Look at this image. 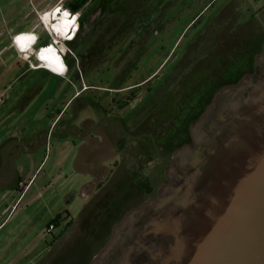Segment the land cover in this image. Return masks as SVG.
Wrapping results in <instances>:
<instances>
[{
  "label": "rangeland",
  "instance_id": "374dc122",
  "mask_svg": "<svg viewBox=\"0 0 264 264\" xmlns=\"http://www.w3.org/2000/svg\"><path fill=\"white\" fill-rule=\"evenodd\" d=\"M55 1L0 0V264H90L122 218L168 182L190 141L169 109L182 92L160 103L167 90L177 81L184 91L188 69L238 80L264 51V0H143L149 37L131 32L101 47L111 23L92 45L68 43L81 58L65 57L68 74L30 68L8 31L31 29L36 9Z\"/></svg>",
  "mask_w": 264,
  "mask_h": 264
},
{
  "label": "water",
  "instance_id": "95a60500",
  "mask_svg": "<svg viewBox=\"0 0 264 264\" xmlns=\"http://www.w3.org/2000/svg\"><path fill=\"white\" fill-rule=\"evenodd\" d=\"M256 67L215 95L192 142L175 151L168 182L90 264H264V51Z\"/></svg>",
  "mask_w": 264,
  "mask_h": 264
},
{
  "label": "flooded vegetation",
  "instance_id": "af4514ba",
  "mask_svg": "<svg viewBox=\"0 0 264 264\" xmlns=\"http://www.w3.org/2000/svg\"><path fill=\"white\" fill-rule=\"evenodd\" d=\"M72 1H74V0H72ZM90 1L91 0H79L80 3H82V2H84V3L82 4V6L79 10H75V11L79 12L80 29H79L75 39L73 40L74 41L73 46L76 43L77 44L83 43L86 39L88 40L89 38L93 39L90 45L97 42V40H99L100 36L102 35V32H104L106 29H108L111 23L114 24V26L111 25V27L113 28V30H112L113 32H112V34L109 33L111 35L107 34L105 39L102 41V42H104V44L101 47H106L109 45L112 46L115 43H119L120 41H123L129 34H131V32L137 33V35H136L137 40L147 38L152 33L155 32V28H152V26H151V24L154 22V20L152 21V19H151L153 12H151V13L148 12V14H146V17H144L143 16L144 11L141 9V7H137L139 1H143V0H130L131 1L130 2V6H131L130 9L123 10L122 13L120 12V10L116 9L117 8V2L121 1V0H94L90 4V6L87 9H85L83 11V13H81L82 9L88 3H90ZM84 30H87V32L82 35V32ZM73 46H71V50L73 51L74 60L78 59V62H79V61H81V58H80V56H78L76 54ZM247 62H248V60H247ZM69 69H68V71H69ZM188 70H186L180 76V78L178 80L179 81L181 79L184 80L185 77H189V80L187 81L188 85L190 87L189 91L185 92V91H182L180 87L176 88V86H177L176 85L177 81H176L174 84V87L171 90L170 89L167 90L168 93L165 94V96H164L165 98H162V101L160 103H163L167 98H170L171 96L174 98L175 95L177 96V95H179L178 93L182 92V94L179 95V99H181L182 96L194 97L193 105L191 107L188 106V108L189 109L194 108L195 112L201 113V115H202L205 112V110L207 109V107L209 106V104L212 102L215 95L223 87L232 85L233 83L232 84L227 83L226 85L222 84L219 86L218 83L221 84V82L218 81V77H216V79H215L211 74L208 75L206 72H201L202 73L201 77L198 80H196V79L193 80V82H192L190 80V75H189L190 71L188 72ZM255 70H256V67L254 65V72H255ZM248 74H251V73H246V75H248ZM234 77H235L234 75H231L228 78H234ZM165 81L159 87V89L162 87H165V88L168 87V85L167 86L165 85ZM190 82H192V83H190ZM179 83H178V85H179ZM137 84L138 85H136V86H140L143 84V81H141ZM133 89L135 90L136 88H133ZM126 90H128V89H126ZM210 94L212 96V99H211V102L208 104L207 99L209 98ZM134 96H136V95L133 93L132 96L129 97L127 102H129L130 98H133ZM149 103L151 104V100L149 101ZM149 103L146 105V107L148 109L147 112H149V111L159 112L160 103H157L156 105H150ZM178 103L179 102H177V104ZM171 108H175V106L174 105L169 106V109H171ZM181 110H182V108L179 109V111H181ZM174 111L175 110H173V112ZM189 111H191V110H189ZM196 120L188 122V127L191 128L193 122H195ZM183 122H184V120L180 121L179 124H182ZM184 123H186V122H184ZM156 194H157V191H156V193H154V195L149 196L148 198H151V197L155 196ZM138 203L135 206H137ZM42 262L43 261H41L40 263H42Z\"/></svg>",
  "mask_w": 264,
  "mask_h": 264
},
{
  "label": "built area",
  "instance_id": "2783aa9c",
  "mask_svg": "<svg viewBox=\"0 0 264 264\" xmlns=\"http://www.w3.org/2000/svg\"><path fill=\"white\" fill-rule=\"evenodd\" d=\"M36 12L38 15V21L34 24V27L29 30H21L14 33L12 35V45L15 47L21 57L28 60L30 68H43L51 73L64 76L69 69V65L67 64L65 57L68 54L73 55L71 46L68 43L73 42L80 29L79 12L73 10L70 6L63 3V1L54 4L44 11L36 9ZM64 13L67 14L70 24L66 31L60 33L55 25L59 23L61 19L60 17ZM46 14H50L51 16L49 23H47L46 19L43 17ZM40 28H42L49 36V41L46 43L41 42L43 41V38L38 33V29ZM26 33H31L34 37L31 39L28 47H22L21 36ZM51 48L66 64L64 73L52 69L47 64V58L43 56V53L45 50H51ZM55 228L56 224L51 223L48 227V232H52Z\"/></svg>",
  "mask_w": 264,
  "mask_h": 264
},
{
  "label": "trees",
  "instance_id": "16d2710c",
  "mask_svg": "<svg viewBox=\"0 0 264 264\" xmlns=\"http://www.w3.org/2000/svg\"><path fill=\"white\" fill-rule=\"evenodd\" d=\"M84 2H82V3H80L79 2V0H74V1H70L69 3H68V6H70L72 9H74V10H79L80 8H81V6H82V4H83ZM245 66H247L246 64H245ZM256 71V70H255ZM246 73H254V67H253V69L251 68H248V71L246 72ZM197 74H194V75H190V80L193 82V80H198L200 77H201V75H202V73H199L197 76H196ZM236 75H237V73H236ZM186 79H187V77H186ZM186 79H185V81H186ZM241 79V77L238 79V80H235V81H232V82H228L229 84L231 83H233V84H235V83H237L239 80ZM192 82H190V83H192ZM187 84H188V82H187ZM223 84H227V83H223ZM220 85H222V84H220L219 83V86ZM180 88H182V87H180ZM189 89H190V87H189V85L187 86V88L185 87L184 88V91L185 92H187V91H189ZM182 91H183V88H182ZM211 99H212V96H211V94H210V96H209V98L207 99V103L209 104L210 102H211ZM181 100V102L180 103H178V104H176V106H175V113L174 114H177V119L179 118V120L180 121H182V120H184V122H186L187 124H188V122H191V121H194V120H196V119H198L200 116H201V113H197V112H195L194 111V108H191V109H189L188 108V106H192L193 105V102H194V97H189V96H187V97H184V96H182V98L180 99ZM180 108H182V110L181 111H179V109ZM191 110V111H189V110ZM188 110V111H187ZM173 114V113H172ZM173 114V115H174ZM192 142V137H191V133H190V141L188 142V143H191ZM59 217H60V215H59ZM58 217V218H59ZM58 218L56 219V221H58ZM56 221H54L53 223H57ZM57 225V224H56ZM111 237V236H110Z\"/></svg>",
  "mask_w": 264,
  "mask_h": 264
},
{
  "label": "bare ground",
  "instance_id": "6f19581e",
  "mask_svg": "<svg viewBox=\"0 0 264 264\" xmlns=\"http://www.w3.org/2000/svg\"><path fill=\"white\" fill-rule=\"evenodd\" d=\"M47 23H49V19H50V14H46L43 16ZM60 21L57 25H55V27L58 29V31L60 33L64 32L67 30V27L69 26L70 24V21L69 19L67 18V14L64 13L63 15H61L60 17ZM34 36H32L31 33H26L24 35L21 36V39H22V47H28L31 39L33 38ZM43 56L45 58H47V64L54 70L58 71V72H62L64 73L65 69H66V64L62 61V59L60 58V56H58L54 51L53 49L51 48L48 49V50H45L44 53H43Z\"/></svg>",
  "mask_w": 264,
  "mask_h": 264
},
{
  "label": "crops",
  "instance_id": "0c3cea01",
  "mask_svg": "<svg viewBox=\"0 0 264 264\" xmlns=\"http://www.w3.org/2000/svg\"><path fill=\"white\" fill-rule=\"evenodd\" d=\"M60 1H65V0H56L54 3L56 4V3H58V2H60ZM54 3H52V4H49L48 2L45 4V6H44V8L43 7H41L40 9H42V11H44V10H46V9H48V8H50V6H53L54 5ZM34 27V25H32V27H31V29ZM21 30H24V29H21ZM21 30H15V28H12L10 31H8V35H9V40H10V38H11V36L14 34V33H16V32H18V31H21ZM48 71V70H47ZM66 74H68V73H66ZM63 76V75H62ZM16 177V176H15ZM20 177V176H19ZM27 187H28V185H27ZM26 187V188H27ZM24 191H25V189H24ZM23 191V192H24ZM22 192V193H23ZM21 193V194H22ZM15 205V204H14ZM8 207H6V208H4V210H6Z\"/></svg>",
  "mask_w": 264,
  "mask_h": 264
}]
</instances>
